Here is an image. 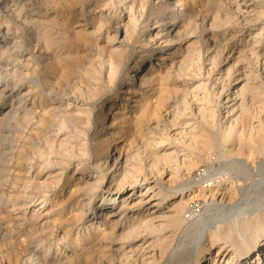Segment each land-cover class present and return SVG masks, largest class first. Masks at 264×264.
<instances>
[{
	"label": "rangeland",
	"instance_id": "374dc122",
	"mask_svg": "<svg viewBox=\"0 0 264 264\" xmlns=\"http://www.w3.org/2000/svg\"><path fill=\"white\" fill-rule=\"evenodd\" d=\"M167 1L170 0H28L29 4H26L25 8L31 10L32 7L38 17L42 19L40 20L42 23L38 21L37 26L31 21L25 22L21 19L14 21L13 29L17 35L18 46L31 59L25 64L24 61L19 63L25 67L22 69L23 71L20 70L21 73L28 70L27 73L39 91L41 99L47 95L46 93L57 99L55 104L49 105L46 109L53 107L52 109L56 113L59 112L57 114L67 115L70 126L69 123H67L68 126H65L60 120L57 122L56 119H53L55 117L51 112L49 113L50 109L49 111L45 109L38 111L28 121H18L19 124L15 121L7 123L2 121L1 117L2 113L9 108V103H0V129L7 127L8 124L9 127L16 128L18 137L13 139V143L17 144L16 149H22L23 156L29 157V161L26 159L24 162V166H26L23 171L29 175L26 182H22L23 185L15 183L13 181L15 178L11 174L7 176V180L0 183V188L3 190V195L0 194V226L3 225L0 227V264H39L35 256L30 257L28 254L31 250H38V248L39 255H45L48 252L47 258H50L54 252H58L56 255L60 256L64 251L65 263L63 264H96V262L98 264H119L118 257L115 254L109 257L108 251L101 245L102 243L105 246L108 238L102 239V242L98 243L92 240L96 236L92 235L95 231V221H98V219H92V217L98 216L94 206L108 202L105 196L102 197V194L105 193L106 184L111 178L114 186L121 179V175L125 173L127 181L132 177H137L138 174V177H141L151 173L153 171L151 162L158 160L166 151H170L171 147L183 144L185 140L182 136L179 138V135L174 138L172 128L199 127L200 111L208 113L206 116L212 122L215 132L224 124H232L236 128H240L243 121L244 124H250L252 121L253 125H258L259 120L264 121V0H250L251 8L247 14H236L232 22L223 25H220L222 22L212 21L214 20L212 17L215 15L213 9L221 6L228 8L229 4L226 0V2L223 0L215 2L214 0H194V9L192 11L181 9L180 14L165 9L163 5H166ZM211 2L213 6L210 5ZM5 10L7 9H1L4 14L9 15L8 10ZM196 10L198 11L195 12ZM230 10L234 13V9ZM197 15H200L201 19L206 18V20L201 21ZM78 16L88 17L89 24L82 27L77 25ZM196 22L197 24H195ZM180 25H185L186 28L184 26L182 29L179 27ZM124 27L128 28V31ZM35 28L37 31L34 33ZM173 28L181 29L176 36L178 40L173 37ZM75 29L81 31L77 32ZM170 30L172 32L168 34ZM43 31L45 37L41 36ZM123 32L130 33V36L126 34L127 38L130 37L127 40L129 42H126L124 47L121 46L125 49H122L124 53L119 52L121 48L118 49L120 47L118 44L125 34ZM166 33L168 36L161 38ZM184 33L188 35L185 36ZM35 37L37 40H34ZM45 43H47L46 47L43 48L42 44L45 46ZM136 63L138 64L137 70H135ZM159 63L161 64L159 65ZM2 69H0V74H3ZM132 78L135 80L133 81ZM130 83L139 84L142 92L140 95L129 93L130 101H122L121 97L125 95L124 92ZM26 88V86L23 87L22 91ZM134 99L136 100L132 101ZM120 101L123 105L126 104L117 110H120L121 117H126V122L124 124L117 119L115 125L113 124V127L109 128L111 111L105 118L101 116V113L105 114L104 112L107 111L110 104L112 110H115L116 104ZM113 102L116 103L113 104ZM227 108H232V112L226 114L225 109ZM205 109H208L206 111L209 112H206ZM121 110L124 112L121 113ZM213 112L215 113L212 114ZM152 114L154 115L152 116ZM128 115L131 117L128 118ZM250 116L251 119L248 118ZM109 131L111 134L107 133ZM232 138L237 140V134H234ZM232 138L231 140H233ZM160 140L163 143H160L159 146L157 142L159 143ZM101 144L107 147H102ZM162 145L166 146L164 147L167 148L165 151L162 150ZM217 145L226 152L231 148L236 150L238 146L237 142L236 144L223 143L220 139H216L212 150L207 151L206 154L204 150L200 151L197 164L191 169V175L196 173L197 168L204 169L211 166V163L212 167L220 169V172L229 167L227 158L213 159L214 153L217 152L215 150ZM1 149L0 145V168L1 164L13 163L12 160L8 162V154L4 156ZM105 149L109 150V154L115 151L120 153L121 150L122 154H126L128 151L127 161L125 160L128 163L120 162L116 166L117 171H112L113 168L108 169L104 166H101L104 172L96 169L98 159L105 157ZM235 150L231 152V157H240L239 159L245 163L244 154H240V156L235 153ZM15 156L17 157V155ZM262 159H264L263 156L254 153L252 164L250 161L247 163L258 169ZM218 164L219 166H217ZM122 167L124 168L122 169ZM107 169L108 172H106ZM35 173L38 175L37 180L33 179L32 181V176ZM86 173L98 177L95 181L96 184L92 182L94 187L92 186L91 191L87 190L86 184H84L83 176ZM223 177L226 175H220L218 178ZM41 179L48 181L49 199L45 200L44 205L46 210L48 209L47 204L51 208V211L40 219L46 222L42 227L36 224L37 219L31 217L33 209L43 200L41 195L44 193L42 191L44 189L38 185ZM49 181L52 184H49ZM218 185L216 189L229 190V194L234 196L235 183L222 181ZM15 195H17L16 198ZM82 195H86L87 199H90L89 202H80L78 198ZM135 197L136 195L132 199ZM154 198L153 202L157 197ZM16 199L18 200L16 201ZM48 201L49 203H47ZM117 202H119V198ZM164 204H166L165 201H162L161 205ZM203 204L204 200L199 198L190 205H193L195 210L200 209L201 211L202 208H205ZM159 214L166 215L167 213L163 210ZM159 214L156 213V215ZM75 215H79L78 218ZM83 216L87 217L85 221ZM71 218L73 219L71 220ZM123 221L126 222L127 217L123 218ZM40 238L43 240L41 246L38 245L41 242ZM155 239L156 237L150 238L153 241ZM117 242L120 240L117 239ZM154 244L157 250L155 241ZM152 247L149 246L147 250L152 252ZM73 251H76L75 254ZM101 252H104L103 256L99 254ZM210 252L214 254L213 249ZM96 256L98 257L96 258ZM157 260L153 259L150 264H157ZM215 264H220V262Z\"/></svg>",
	"mask_w": 264,
	"mask_h": 264
},
{
	"label": "bare ground",
	"instance_id": "6f19581e",
	"mask_svg": "<svg viewBox=\"0 0 264 264\" xmlns=\"http://www.w3.org/2000/svg\"><path fill=\"white\" fill-rule=\"evenodd\" d=\"M124 1H126V0H124ZM215 1L216 0H214V2ZM223 1L224 2L227 1L230 8H229V6H228V8L221 6L219 8L217 7L216 9H213V11L215 12V15L212 17V19H214L212 21L222 22V23H220V25L232 22L233 17L236 14H242V15L247 14L249 12V8H251V4L249 2L250 0H226V1L223 0ZM217 2H219V1H217ZM194 3H195L194 0H170L167 4L165 3L166 5H163V7L165 9H169V12L171 10V11L175 12L176 14L177 13L180 14L181 9H186V10L192 11L194 9L193 7L195 6ZM26 4H29L28 0H0V69L3 68L2 69L3 74L2 73H1L2 75L0 74V103H2V104L5 102L9 103V108L4 113H2L1 120L5 121L7 123H9L11 121H13V122L15 121L16 123L18 121H24V120L28 121L29 119H31V116L34 113L41 111V110L43 111L44 109L49 111V109H50L49 113L51 112V114L55 117L53 119H56L57 122H58V120H60L62 122V124L63 123L65 124V126H68V125L70 126V123L68 122L69 120H68L67 115L57 114L59 112L56 113V111L54 109H52L53 107H49V109H46V107L48 108L49 105L55 104V102H57V99L55 97H52V95L50 96L48 93H46L47 95L41 99V96L39 95V91L36 89V86L33 84L30 76L27 73L28 70H25L24 73H21V71H20L22 69H25V67L23 66V64L21 65L19 63L21 61H24V64H25V62H27L28 60H31V59H30V57L28 58V55L20 49V46H18V39H17V35L13 29V25L17 21L16 19L25 20V22L31 21L32 24H34V23L37 24L38 21L42 20L38 17L37 13L34 11V9H32V7H31V10H27L25 8ZM207 4H208V2H207ZM221 4H222V1H221ZM210 5L213 6L212 2ZM2 8L7 9L9 12L8 13L9 15L13 14V15H10L12 17H10L7 14H4L1 11ZM33 8H34V6H33ZM164 8H162V9H164ZM231 8L234 9V13L231 12V10H230ZM7 10H5V11H7ZM197 11L198 10H196L195 12H197ZM191 13H190V15H191ZM200 15L202 16L203 14H200ZM68 16H69V14L67 15V18H68ZM175 16H173V17H175ZM206 17H208V16H206ZM246 18L247 17L245 15V19ZM199 19H201V17H199ZM89 20L90 19L88 17L82 18V16H78L76 23H77V25H79L81 27L87 26L89 24ZM202 20H206V18L201 19V21ZM209 20L211 21V19H209ZM194 21H193V23H194ZM43 22H45V21H43ZM209 23H207V24H209ZM195 24H197V22ZM202 24H203V22H202ZM98 25H100V24H98ZM126 25H128V24H126ZM130 25H131V23H130ZM37 26H38V24H37ZM184 26L180 25L179 27L182 28ZM170 28H172V27H170ZM175 28H173L174 29L173 37L177 38L176 36H177V34H179V31H181V29L179 28L180 30H178V29L175 30ZM185 28H186V26H185ZM216 28H218V27H216ZM80 29H82V28H80ZM124 29H126V28L124 27ZM75 30H77V32L81 31L78 29H75ZM35 31H37L36 28L34 30V33H35ZM44 31H46V30L44 29ZM44 31L41 32L42 37H45ZM170 32H172V31L171 30L168 31V34ZM123 33H125V32H123ZM155 33H157V32H155ZM219 33H220V31H219ZM126 34L127 33L123 34L124 35L123 39H122V41L120 40V42L118 44V46H120V47H118V49L121 48V50L119 52H121L122 49H124L123 45L126 42H129L127 40H129V38H130L129 37L130 33L127 34V35H129L128 36L129 38H127ZM168 34L166 33V35H162V37L161 36L160 37L161 38L166 37V36H168ZM186 34H185V36H186ZM222 34H220V35H222ZM36 35L39 36V34H36ZM214 36H216V35H214ZM42 37H40V38H42ZM149 37H150V35H149ZM173 37H171V38H173ZM35 39H36V37L34 38V40ZM45 39H42V40L45 41ZM163 40H165V39H163ZM173 40H174V38H173ZM177 40H178V38H177ZM168 41H170V40H168ZM47 42H48V40H47ZM46 44L47 43H45V46H44V44H42L43 48L46 47ZM40 46H41V44H40ZM121 46H123V47H121ZM122 52L124 53V51H122ZM121 55H123V54L121 53ZM163 58H165V57H163ZM43 59H45V58H43ZM146 62H147V60H146ZM160 64L161 63H159V65ZM135 66H136L135 70H137L138 64L136 63ZM149 72H150V70H149ZM132 80L134 81L135 78H132ZM25 86L27 87L26 90L22 91V88ZM140 92H142V88L139 84L134 85V83H132V84L130 83V85L127 87V89L124 92L125 95L123 97H121V99H122V101L127 102L130 99L128 97L129 93H138L140 95ZM240 94H241V92L239 93V95ZM242 96H243V94H242ZM135 100L136 99H134L132 101H135ZM140 101H141V99H140ZM116 102H113V104ZM144 103H146V102H144ZM233 103H235V102H233ZM69 105H71V104H69ZM116 105L117 106L114 108L115 110H112L111 104H110L107 108V111L104 112L105 114L101 113L102 114L101 116L105 118V116L108 114V112L111 111L110 114L112 117H110L111 122L108 123L109 128L113 127V124L115 123V120L117 121V119H119V122H122V123L126 122V117L125 118L121 117L122 115L119 114L120 110H117L118 108L121 109V106L123 105L122 102L120 101ZM234 107H235V105H234ZM141 110H142V108H141ZM206 110H208V109H205V111ZM225 110L227 112L226 114H228V112H230L233 109L227 108ZM123 112H124V110H123ZM123 112L121 110V113H123ZM141 112H143V111H141ZM206 112H209V111H206ZM198 113H199V111H198ZM214 113L215 112H213L212 114H214ZM247 113H248V111H247ZM249 113H250V111H249ZM207 114L208 113L205 114V112L200 111L201 121L199 122V124H200L199 127H190V128H184V127L181 128L180 127L179 129L172 128L171 131H172V135L175 136L174 138L178 137L177 135H179V138L182 136L185 138L184 142L186 141V143L183 142V144H181V145H176L175 147H171L172 149L168 152L166 151L167 153L166 152L164 154L161 153V154H163L162 157H159V159L157 158L158 160H155V161L153 160L154 162H151V169L153 170L151 173L144 174L141 177H138L139 176V174H138L137 177H132V178L130 177L131 179L128 178L129 181H127L125 179L126 178V176H124L126 174L125 173L124 175H121V177H120L121 179L117 181L116 185L113 186V184H112L113 181L111 182L112 178H111V180L109 179L110 181L106 184L107 185L106 191L104 194H102V193L101 194H102V197L105 196V198H106V200H108V202L107 203H99V204L94 206V210L96 212H98V216L96 215L95 217H92V219L93 220L98 219V221L97 222L95 221V224H96L95 229H94L95 231H94V234H92V235H96V236H94V239H92V240H95L96 243H98L99 241L102 242V239L108 238V242L106 243V245L104 246L102 243H101V245L103 246V248L105 250L108 251L107 255L109 257L110 256L112 257L114 254L118 257L119 264H150L153 259H158L156 262L157 264H215L216 262H220V264H264V159L261 160V162L258 166V169H255L254 165H250V163H247V161H250L252 164V162H253L252 158H253L254 153L255 154L258 153L264 157V121L259 120V123L257 122L258 125H253L251 123L252 121L250 120L251 119V116H250V117H248V118H250L249 120L251 121L250 124L249 123L244 124V121H243V124L240 123V124H242V125H240V128H236V126L232 125L231 123H230L231 125H229V124L223 125L222 124L223 126L222 127L220 126L219 130L215 132V130H213L214 127L212 126V122L207 117L208 116ZM209 114H211V113H209ZM229 114H231V113H229ZM140 115H142V114H140ZM145 115H147V114H145ZM153 115L154 114H152V116ZM53 116H51V117H53ZM236 116L239 117V115H236ZM244 116L246 117V115H244ZM130 117L131 116H129L128 118H130ZM172 117H174V115ZM70 121H72V120H70ZM239 121H240V119H239ZM67 123H69V124L67 125ZM17 124H19V123H17ZM73 124H75V123H73ZM107 133L111 134L110 131ZM16 134H17V129L14 127H9V124L7 127L0 129V140H1L0 145L2 147L1 153L4 156L6 154H8L7 155L9 158L8 162L11 160L13 161V163L11 162V164H1L0 183L2 181L7 180V176H9L11 174V175H13L12 177L15 178V180L13 179V181H15V183H17L19 185L24 181L26 182V178H28V175H29V173L27 174V172H26V174H25V172L23 171L25 169V166H26V165L24 166V164H25L24 162L26 159L28 160L29 157L27 158V157L23 156L24 153L22 152V149H20V148L16 149L17 144L13 143V139H15L17 136ZM143 134H144V132H143ZM234 134H237V140L236 139L234 140L232 138V136ZM101 136H102V134H101ZM105 136H107V135H105ZM234 137H236V136H234ZM179 138H177V139H179ZM231 138L234 141H236L238 144L236 150L234 148L235 153H237L239 155L244 154L245 160H246L245 163H244V161L239 159L240 157H235V158L231 157L232 156L231 152H234V150L232 148H231V150L226 152L219 145H217L215 148V150L217 152H216V154L214 153L213 159L217 160L218 158H222V157L227 158L228 161L227 160L226 161L229 162L228 163V164H230L229 167L227 169L224 168L225 170L223 169L224 171L220 172V169H218V168L214 169L212 167V163H211V166L205 167L204 169L197 168V171L194 175H191L192 173L190 174L191 169L197 164V160H198L197 158H198L199 154L201 153L200 151L204 150L205 154H206L207 151L212 150V148L214 147L216 139H220L223 143L230 142L231 144H236V142L231 140ZM113 140H114V138H113ZM166 140H168V139H166ZM166 140H165V142H166ZM160 141H159V143L157 142V144H159V146L161 145L160 143H163L162 140H160ZM243 144H246V145H243ZM100 146H98V147H100ZM103 146L107 147L105 145H102V147ZM164 147H166V146H163V149H162L163 151H165L167 149ZM118 148H120V147H118ZM169 148H168V150H169ZM64 151L66 152L67 150H64ZM104 152H105V157L103 159L99 158L98 159L99 160L98 165H96V169H99L100 171H102L101 166L102 167L104 166L108 169L113 168L112 171H117L118 168L116 166L122 161H125V160L127 161L126 154H128V151L126 154H122L121 153L122 150L119 151L120 153H116V151H115L114 153L111 152L112 154H109V150L105 149ZM97 153H98V150H97ZM15 155H17V157ZM30 160H31V158H30ZM226 161H224V162L227 165ZM4 162H6V161H4ZM108 162H110V163H108ZM212 162H213V160H212ZM126 163H128V162H126ZM226 165L222 164V166H225V167H226ZM217 166H219V164ZM29 167H31V166L29 165ZM125 167H126V165H125ZM123 168L124 167H122V169ZM128 168H129V165H128ZM260 168H261V170H260ZM108 169L106 170V172L109 171ZM149 171H151V170H149ZM36 172H38V171L36 170ZM102 172H104V171H102ZM115 173H113V174H115ZM220 175L221 176L226 175V177L219 179L218 177ZM37 176L38 175H36V173L33 174L32 181H33V179L37 180ZM133 176H134V174H133ZM44 177H46V176H44ZM44 177H42V178H44ZM83 177L85 179L84 184H86L87 190L91 191L90 189L92 188V186L94 187L92 182H94L96 184L95 181H97L98 177L96 175L89 174V173L84 174ZM100 177H102V176H100ZM100 179H98V180H100ZM101 180L103 181V179H101ZM222 181H229L230 183H235L234 196H231L229 194V190L216 189L217 186H219L218 185L219 182H222ZM204 183H206V184L204 185ZM49 184H52V183L50 182ZM22 185H23V183H22ZM38 185H40L42 187V189H44V190H42L44 193L43 194L41 193L43 200L40 202V204L35 209H33L31 217L37 219L36 224H39V226L42 227L43 225H45L46 222L43 220L41 221L40 219H42L44 216H46L51 211L50 210L51 208L48 207V204H47V203H49V201L46 203L47 204L46 207L48 208L47 210H46L45 205H44L45 200L49 199L48 192H50V190H47L49 185H48V181H46L45 179H41V181L38 182ZM52 187H54V186H52ZM208 187L212 188V189H209ZM236 188H238V189L236 190ZM15 189H12V190L15 191ZM87 190L85 189L86 192H87ZM0 194H1V196L3 195L2 188H0ZM135 195H136V197L132 199V197ZM16 196L17 195H15V198H16ZM155 196L157 198H156V201L153 202V199H155L154 198ZM118 198H119V202H117ZM199 198L204 200L203 205L205 208H202L201 211H200V209L195 210L194 206L190 205L191 203L195 202V200H197ZM234 198H236V199L233 202ZM78 199L80 202H87V201L89 202V200H90V199H87L86 195H82ZM226 199H228V201H226ZM11 200H12V198H11ZM17 200L18 199H16V201ZM229 200H232V201L230 202ZM162 201H165V203H166L163 206L161 205ZM9 202H7V203H9ZM55 204H53V205H55ZM57 207H59V205ZM163 210H165V212L167 213L166 215L159 214V212L162 213ZM156 213L159 215H156ZM185 214H186V216H184ZM78 216H76V217L78 218ZM126 217H127V221L125 222V221H123V218H126ZM86 218L87 217L83 216L84 221ZM72 219L73 218H71V220ZM80 219H82V218H80ZM1 226H3V225L1 224ZM47 227H49V226H47ZM91 227H93V226H91ZM151 237H156V239L154 241L158 247L157 250L154 247L155 246L154 241L150 240ZM117 239H119L120 242H117ZM136 239H138V242H136ZM75 240H77V237H75ZM40 241H41L40 244H38L39 246H41V244L43 243L42 239ZM90 245H89V247H90ZM98 246L100 247V244H98ZM149 246H153L152 252H149L150 250H147L149 248ZM96 248H97V246H96ZM152 248H150V249H152ZM211 249L214 250V254H211V252H210ZM38 250H39V248H38ZM38 250H31L30 252H32V253L29 252L28 254H30L29 255L30 257L35 256L38 259L39 264H63V263H65L64 262L65 258H64V253H63L64 251L61 253L60 256L56 255L58 252H54L50 256V258H47L48 252L45 255H41V254L39 255ZM75 252H74V254H75ZM104 252H101L99 254L101 256H103ZM156 253H158V254H156ZM105 255H106V253H105ZM78 256H80V255L78 254ZM97 257L98 256H96V258ZM89 258L92 259L90 256H89ZM99 258H101V257H99ZM104 258H105V256H104ZM66 259H67V256H66ZM102 260H103V258H102ZM102 260H101V262H104ZM93 261H94V259H93ZM97 261H99V260H97ZM96 264H98V263L96 262Z\"/></svg>",
	"mask_w": 264,
	"mask_h": 264
}]
</instances>
